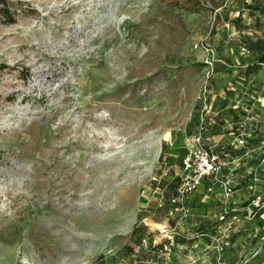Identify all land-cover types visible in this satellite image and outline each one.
Here are the masks:
<instances>
[{
  "label": "rangeland",
  "instance_id": "rangeland-1",
  "mask_svg": "<svg viewBox=\"0 0 264 264\" xmlns=\"http://www.w3.org/2000/svg\"><path fill=\"white\" fill-rule=\"evenodd\" d=\"M247 2L264 4L0 0V264H200L225 237L253 239L250 264H264V223L195 225L218 223L225 182L241 195L230 206L264 194L251 176L264 167V63L244 71L264 51V14ZM200 130L242 155L171 214L168 183ZM161 226L189 251L157 247Z\"/></svg>",
  "mask_w": 264,
  "mask_h": 264
},
{
  "label": "built area",
  "instance_id": "built-area-1",
  "mask_svg": "<svg viewBox=\"0 0 264 264\" xmlns=\"http://www.w3.org/2000/svg\"><path fill=\"white\" fill-rule=\"evenodd\" d=\"M194 46L197 47L198 44L194 43ZM199 47L207 50V47L202 44H200ZM204 135L205 130H200L197 133L185 137L186 152L181 160L180 173L178 174L179 183L175 195L170 197V202L173 206L170 207L171 214L189 213L186 204L189 202L191 194L202 181L207 177L217 180V176L223 165V160L218 151L213 150L205 144ZM234 194V191L230 187V182H225L223 184V196H221L224 208L221 211L220 218H223V214L228 212L236 213L241 211L244 213V217L247 220L255 218L256 215L260 219H264V199H262L260 195L255 196L247 206L240 208L236 205L230 206L229 200L235 199ZM236 217V215H233L229 222H233ZM158 234L162 237H166L168 240V242L163 244V247H166V244H168L177 248L179 253L183 249L187 252L189 251L184 244L174 241L177 235L175 227L169 228L167 226H161L158 228ZM226 243L227 242L223 238L213 241V254L204 256L200 264H250L251 259L257 255V253H254L247 256V254L239 253L236 260L230 261L225 256L227 251ZM190 264L196 263L191 262Z\"/></svg>",
  "mask_w": 264,
  "mask_h": 264
},
{
  "label": "trees",
  "instance_id": "trees-1",
  "mask_svg": "<svg viewBox=\"0 0 264 264\" xmlns=\"http://www.w3.org/2000/svg\"><path fill=\"white\" fill-rule=\"evenodd\" d=\"M245 9H247L249 11L250 14L252 13H260V14H264V4H255L253 2H247L244 4L243 6ZM8 12H5V15H8L7 14ZM239 17V16H238ZM12 16H9L7 21H12ZM255 58L251 61H249L246 66H245V73L246 74H249L251 71H253L254 69L258 68L259 65H261L262 63H264V51H262L261 53H256ZM207 133V131H205V134ZM220 153V156L222 159H227L225 157H233V155H237V156H241L242 155V151H243V148H239L236 150L237 153L235 154H232L230 151V149H226V150H216ZM185 154V153H184ZM183 154V156H184ZM182 156V157H183ZM182 160V158H181ZM261 161V160H260ZM258 161L257 162V165L256 167L258 168L261 164V162ZM264 165V164H262ZM258 171H262L264 172V167H261L259 168ZM256 169L254 170V173H252V178L256 179L257 177H264L262 176L259 172H258ZM179 183V177L178 176H174L172 178V180L168 183L169 185H173V189H174V193L176 192V188H177V185ZM257 195H262V198H264V194H258V193H253V196L247 200H244L240 205H238L237 207H240L241 205L245 207V205L247 206L250 201ZM233 215H236V219L233 221V225H239V227L241 229H243L244 231L245 230H248L249 232L253 233V231H257V228L259 227V224H262L264 223V220H261L260 218L258 217H255L251 220H247L245 217H244V213L239 211V212H228L226 214H223V218H218L217 217V224L214 225V228L212 229H209L208 230V227L205 226L202 222L198 223V224H195L196 225V229L201 232V233H215L220 227H223L226 225V221L228 219H232V216ZM256 220V221H255ZM255 223V224H254ZM212 230V231H210ZM138 231H140L139 229V226L138 225H134L132 230H131V234L132 235H135ZM262 231L264 230H260L258 231L257 233L261 234ZM140 235V234H139ZM224 240L227 242L226 243V246H227V251L225 253V256L230 260V261H233V260H236L238 258V254L239 253H243V254H246V248L245 247H248L250 248L251 246V242L254 241L253 239H249L248 241L246 240H241V239H227L226 240V237L224 238ZM174 241L176 243H182L184 242L185 240H180L179 236H175L174 238ZM187 241V240H186ZM166 243L168 242L167 239H164L162 242H160L158 244L157 247L159 246H162L163 243ZM240 247H243L244 249H241V250H238ZM262 255V254H261Z\"/></svg>",
  "mask_w": 264,
  "mask_h": 264
},
{
  "label": "crops",
  "instance_id": "crops-1",
  "mask_svg": "<svg viewBox=\"0 0 264 264\" xmlns=\"http://www.w3.org/2000/svg\"><path fill=\"white\" fill-rule=\"evenodd\" d=\"M260 162H261V163H264V159H261ZM243 164H244V162L241 163V165H243ZM234 196H235V199L240 200V197H241L240 194L235 193ZM236 196H237V198H236ZM182 244H184L186 247L191 246V244H190L189 241H184V242H182ZM176 250H177V248H176ZM177 252H178V251H177ZM178 253H179V252H178Z\"/></svg>",
  "mask_w": 264,
  "mask_h": 264
}]
</instances>
